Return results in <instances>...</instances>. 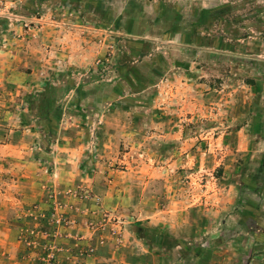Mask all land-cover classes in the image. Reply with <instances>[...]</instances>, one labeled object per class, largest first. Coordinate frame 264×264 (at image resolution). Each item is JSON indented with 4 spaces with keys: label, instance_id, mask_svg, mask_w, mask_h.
<instances>
[{
    "label": "rangeland",
    "instance_id": "obj_1",
    "mask_svg": "<svg viewBox=\"0 0 264 264\" xmlns=\"http://www.w3.org/2000/svg\"><path fill=\"white\" fill-rule=\"evenodd\" d=\"M230 5L142 101L85 84ZM0 225V264H264V0H0Z\"/></svg>",
    "mask_w": 264,
    "mask_h": 264
},
{
    "label": "trees",
    "instance_id": "obj_2",
    "mask_svg": "<svg viewBox=\"0 0 264 264\" xmlns=\"http://www.w3.org/2000/svg\"><path fill=\"white\" fill-rule=\"evenodd\" d=\"M231 8L232 6L230 5L225 6L222 8L223 10L218 12H201L196 21L200 28L183 26L177 20L179 16L175 10L170 7L165 8L161 21L163 22L161 24L164 26H159L158 28L162 30L160 33H162L164 39H170L176 35L180 37L181 48L177 52L178 54L180 53L179 57H177V54L173 58V47L171 46H161L159 49H152L151 43L153 44V42L151 41L150 43L148 40H128L129 42L126 45L117 43L111 45V48L115 46L116 52L111 59L110 54L108 55V60L110 61L99 62L95 69L96 72H92L89 79L84 80L85 84L94 81L97 77L98 82L102 81L103 76L112 70L115 72L116 80L113 81L114 83L110 81L106 85L103 82L102 85L110 87L113 97L109 99L113 101V104L119 107H128L130 103L142 101L141 98L144 94L152 86L156 85L157 81L165 76L170 68L179 67V69H187L189 62L185 60L191 61L190 53L195 54L199 47H206V44L194 45L195 40H197L196 34L199 33L201 37L198 40L203 41L206 37L210 36L206 29L215 21L229 22L228 12ZM212 19L213 21H211ZM127 33L130 35V38L136 36L132 32V28ZM202 33L204 34L203 36ZM231 37L234 39L236 34ZM219 38H221V35ZM220 43V49L224 47L225 51L235 52L229 49V44ZM111 83H113V86ZM248 83L254 85V82L251 80Z\"/></svg>",
    "mask_w": 264,
    "mask_h": 264
},
{
    "label": "crops",
    "instance_id": "obj_3",
    "mask_svg": "<svg viewBox=\"0 0 264 264\" xmlns=\"http://www.w3.org/2000/svg\"><path fill=\"white\" fill-rule=\"evenodd\" d=\"M0 231H2V230H4L5 231V229H4V225H0ZM12 234H13V231H12ZM9 247H11V250H12V253H13V255H14V253H19V247H20V244L19 243H17L16 244V241L14 240L13 242H12V244H10V246ZM13 257H11V259H12ZM5 262L3 263V264H7V262H6V259L4 260Z\"/></svg>",
    "mask_w": 264,
    "mask_h": 264
}]
</instances>
